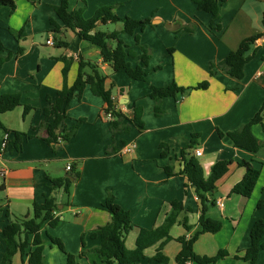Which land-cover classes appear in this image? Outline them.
<instances>
[{"label":"crops","instance_id":"1","mask_svg":"<svg viewBox=\"0 0 264 264\" xmlns=\"http://www.w3.org/2000/svg\"><path fill=\"white\" fill-rule=\"evenodd\" d=\"M14 1V13L8 7H0V41L4 47L0 57L6 60L0 69V96L20 93L23 106L0 114V171H6L5 176L0 175V187H6L0 192V207H3L0 261L5 252L3 231L9 221L32 216L34 203L42 204L54 193L59 203L55 216L60 223L56 228L47 223L41 230L46 264H67L66 256L51 243L49 234L59 238L69 253L75 256L85 253L86 257L79 259L80 264H102L99 256L91 253L100 247V240L93 235L111 221L103 205L112 193L116 202L130 213L133 222L148 230L164 223L173 201L181 202L185 210L192 211L180 216V221L188 219L192 231L188 232L181 224L175 225L171 230L174 240L164 248L170 263H174L181 250L177 239H190L202 230L201 200L195 188L187 186L188 179L181 173L185 166L182 152L198 135L195 150L200 149L202 156L196 157L195 150L193 155L206 178L217 162L227 160L232 164L217 182L215 204L207 211V217L223 221V229L217 234L200 235L195 252L215 257L226 251L229 256L217 264L227 260L249 264L242 258L251 244L252 226L257 220H264V208H257L258 202L264 200V145L257 153H250L237 148L226 135L241 129L264 103V0H227L215 22L220 29L211 27L210 14L198 10L196 2L200 0H70V11H80L85 20L105 7L113 8L120 18L152 19V27L138 32L141 44L151 49L145 81L133 80L125 72H115L103 63L99 46L65 29L58 17L62 0ZM167 23L179 24L180 29L171 31L166 28ZM187 28H193L194 32H188ZM122 29L121 23H98L96 30L109 34ZM23 30L24 37L18 39ZM259 35L262 38L257 41L256 56L246 64L243 80L238 81L219 70L211 76L212 64L226 59L245 39ZM119 37L136 53L130 62L137 66L142 50L135 37ZM49 39L55 45H48ZM109 45L115 48L116 41H110ZM19 49L23 50L20 55ZM63 58L72 61L66 78ZM80 61H90L100 67L107 77L106 89L112 92L115 108L126 116L125 124L130 125V130L113 135L109 119L103 116L105 101L87 86L82 98L75 96L67 109L65 127L70 130L80 122L79 130L55 153L40 137L43 136L40 127L46 120L44 109L50 107L48 97L55 99L60 90L75 83ZM204 82L209 83L206 90H191L176 98H165L163 114L156 116V102L149 97L152 87L177 84L195 88ZM24 106L33 107L27 116H24ZM137 109L141 110L143 127L134 122ZM14 132L25 135L20 150L13 146ZM253 134L264 142L263 124L255 125ZM7 135L12 143L5 147ZM130 144L135 145L133 152L123 154L124 147ZM242 162L261 172L248 198L232 193L246 173L240 166ZM69 164L77 166L81 178L69 195L63 190L54 192L50 179L70 175ZM168 167L173 171L172 176L167 173ZM217 202L223 206L219 207ZM131 234L136 237L130 241ZM136 238L137 231L127 236L129 250L135 248ZM157 248L145 252L143 264L148 263ZM91 257L96 259L93 263ZM258 263L264 264V250ZM12 264H29L27 255L17 254Z\"/></svg>","mask_w":264,"mask_h":264},{"label":"trees","instance_id":"2","mask_svg":"<svg viewBox=\"0 0 264 264\" xmlns=\"http://www.w3.org/2000/svg\"><path fill=\"white\" fill-rule=\"evenodd\" d=\"M37 2L38 0H30ZM227 0H200L197 1L198 10L206 12L212 16L211 27L220 29L221 26L215 22L220 18L222 5ZM70 0H62L61 7L58 11V17L64 23V28L71 30L82 39L97 45L101 49L103 63L109 64L115 72H125L131 79L145 81L148 76V68L151 61V49L148 46L141 44V39L138 32H143L147 27H152V19L135 20L132 18H120L114 13L113 8H101L95 15L85 20L80 11H70ZM0 7L10 8V12L16 10L14 0H0ZM264 22V21H263ZM54 23V22H53ZM98 23H121L123 29L121 32L106 33L97 29ZM188 32H194L193 28H187ZM25 31L18 34V39L24 37ZM120 35L134 36L137 46L141 48L140 62L137 66H133L130 59L136 58V53L129 50L127 44L119 37ZM262 36H254L245 39L236 51L231 52L226 59L218 64H212L211 76H214L215 71L219 70L231 78L238 81L244 78V69L247 63L252 61L257 52V41ZM110 41H116V47L112 48L109 45ZM64 46H68L63 42ZM4 49L0 41V52ZM23 50L19 49L18 54H22ZM5 59L0 57V69L5 63ZM64 63L63 76L69 73L72 61L66 58L62 59ZM161 67H158L160 69ZM88 70V71H87ZM107 77L102 73L100 67L90 61H80L78 77L71 87H64L58 92L55 99L47 98L50 107L44 109L45 122L40 129L43 136H40L51 147L53 152L57 153L62 150L63 145L70 142L76 136L80 122L75 124L70 130L65 127L67 119V109L70 102L75 96L82 98L83 92L87 86L90 87L95 96L101 97L106 104L103 116L109 119L110 129L113 135L121 132H128L130 125L125 124L126 116L117 111L115 108L112 92L106 89ZM209 87L208 82L199 84L195 88H183L177 84H172L168 87H152L149 97L156 102L155 114L161 116L163 114L162 102L165 98H176L179 95H184L191 90H206ZM23 106L22 94H3L0 96V114L8 113L18 107ZM33 107L24 106V116H27ZM141 110H136L135 124L143 127L141 121ZM258 124H263L264 128V103L261 110L241 129L228 133L229 137L237 148L246 150L250 153H257L264 145L253 134V127ZM219 135L224 137L225 134L219 132ZM24 134L14 132L13 146L20 150L24 139ZM198 135H195L190 145L182 152V158L185 163L184 169L181 172L188 179L187 186L195 188V193L202 203V214L199 218V225L202 230L192 238L180 237L177 242L181 245V250L176 256L175 264H217L229 254L226 251H221L215 257L200 256L195 252L194 246L198 238L202 234L211 233L217 234L223 229V221L211 219L207 217V211L210 205H214L213 197L217 188V182L224 177L232 164L231 161L217 162L210 171L208 178L205 177L203 168L193 155L195 150ZM240 166L246 169L245 176L239 182L232 193L239 194L243 197H250L259 181L260 170L247 162L240 163ZM167 173L172 176L173 171L170 167L167 168ZM70 175L74 180L67 177L60 179H50L53 184V191L63 190L65 194H70L71 188L81 178V172L76 165H73ZM6 187H0V192L5 191ZM59 203L57 197L53 194L49 195L45 202L34 203L32 216L28 215L22 218H14L10 220L3 231V242L5 244V252L2 255L0 264H12L14 257L17 254L27 255L29 264H46L45 261V240L41 230L45 224L51 228H56L60 220L55 216L58 211ZM103 208L111 215L110 223L100 228L94 235V238L100 240V247L91 251L97 254L102 264H143L146 259L145 252L155 246H158L155 255L148 260L147 264H170L169 258L164 254V248L168 242L174 240L171 236L172 228L181 224L188 232L192 231L193 227L189 225L188 219L185 217L180 221L181 214H190V209L185 210L182 203L173 201L171 203V212L162 225L157 228L148 230L137 226L130 213L122 208L115 200L112 193L108 194L107 201ZM257 208H264V200L257 204ZM3 212V207H0V214ZM7 217L10 218V212L7 211ZM137 231L135 248L132 250L126 247V238L133 232ZM250 247L245 251L242 260L249 264H259V255L264 250V220H257L252 226ZM51 243L56 246L67 258V264H80L79 259L86 257L85 253L75 256L69 253L64 243L59 239L48 235ZM238 259H241L237 256Z\"/></svg>","mask_w":264,"mask_h":264},{"label":"built area","instance_id":"3","mask_svg":"<svg viewBox=\"0 0 264 264\" xmlns=\"http://www.w3.org/2000/svg\"><path fill=\"white\" fill-rule=\"evenodd\" d=\"M47 44L53 46V45H55V41L53 39H49L47 41ZM109 119H111V116H109ZM9 143H12V140L10 138V135H7L5 137L4 146L6 147ZM134 148H135V145L134 144H130V145L124 147L123 154H130V153H132L133 150H134ZM195 156L196 157L202 156V151L200 149L195 150ZM71 169H72V165L69 164L67 166V171H71ZM0 175L5 176L6 175V171L5 170L0 171ZM217 205L219 207H222L223 206V204L221 202H217ZM188 264H190V262Z\"/></svg>","mask_w":264,"mask_h":264},{"label":"rangeland","instance_id":"4","mask_svg":"<svg viewBox=\"0 0 264 264\" xmlns=\"http://www.w3.org/2000/svg\"><path fill=\"white\" fill-rule=\"evenodd\" d=\"M64 167V166H63ZM64 169V168H63ZM133 237H136V234H131V239H133ZM129 248V245L127 246V249ZM96 259H94V257H91L90 261L93 263ZM175 263V262H174ZM174 263H170V264H174ZM239 262L233 261V260H227V261H223L221 262V264H238Z\"/></svg>","mask_w":264,"mask_h":264},{"label":"water","instance_id":"5","mask_svg":"<svg viewBox=\"0 0 264 264\" xmlns=\"http://www.w3.org/2000/svg\"><path fill=\"white\" fill-rule=\"evenodd\" d=\"M157 21H155V22H157ZM166 28L171 30V31H176L177 29H180V26H179V24H169V23H167L166 24ZM67 178H69L71 180H74L71 175H67Z\"/></svg>","mask_w":264,"mask_h":264}]
</instances>
